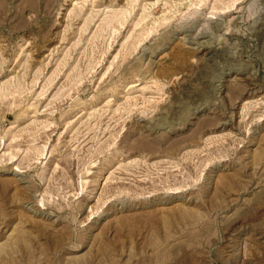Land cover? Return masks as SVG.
Here are the masks:
<instances>
[{"label":"rangeland","instance_id":"rangeland-1","mask_svg":"<svg viewBox=\"0 0 264 264\" xmlns=\"http://www.w3.org/2000/svg\"><path fill=\"white\" fill-rule=\"evenodd\" d=\"M0 264H264V0H0Z\"/></svg>","mask_w":264,"mask_h":264},{"label":"bare ground","instance_id":"bare-ground-1","mask_svg":"<svg viewBox=\"0 0 264 264\" xmlns=\"http://www.w3.org/2000/svg\"><path fill=\"white\" fill-rule=\"evenodd\" d=\"M135 73V72H134ZM254 88H252V90H253Z\"/></svg>","mask_w":264,"mask_h":264}]
</instances>
